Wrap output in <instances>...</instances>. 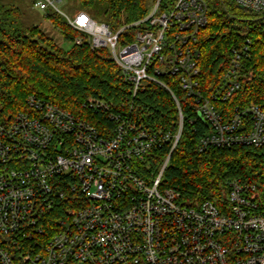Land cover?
<instances>
[{"label": "built area", "instance_id": "1", "mask_svg": "<svg viewBox=\"0 0 264 264\" xmlns=\"http://www.w3.org/2000/svg\"><path fill=\"white\" fill-rule=\"evenodd\" d=\"M231 1L264 15V0ZM33 3L62 16L93 49H109L132 84L133 99L146 83L169 90L179 122L175 130L149 129L131 106L110 112V126L101 130L36 95L27 99V111L0 115V264H264V190L256 183L229 179L225 194L198 206L163 186L185 122L166 76L176 79L193 100L192 116L209 128L200 151L264 144V108L251 104L228 113L215 104L240 88L251 39L233 49L223 80L208 95L197 44L208 23L206 0H153L144 18L118 30L84 10L68 13L64 0ZM133 28V39L123 41ZM84 106L109 110L100 99ZM165 146L170 152L158 175L143 176L144 162Z\"/></svg>", "mask_w": 264, "mask_h": 264}, {"label": "trees", "instance_id": "2", "mask_svg": "<svg viewBox=\"0 0 264 264\" xmlns=\"http://www.w3.org/2000/svg\"><path fill=\"white\" fill-rule=\"evenodd\" d=\"M206 1L208 23L200 30L197 43L203 91L209 95L217 88L229 68L233 49L248 36L252 42L239 70L240 88L228 100L215 104L228 113L251 104L264 108V15L231 0ZM76 2L78 10L93 18L99 15L111 29L118 30L144 18L153 0ZM45 16L64 39L73 42L70 49L60 47L40 26L25 25L18 6L0 1V115L27 111V99L36 95L89 119L101 130L110 126L107 118L110 112H123L131 106L132 116L147 128L177 129L178 107L169 90L146 83L133 99L132 84L111 58L109 49H93L88 37L59 14L48 12ZM134 29L123 33L121 39L124 41L130 35L128 39L132 40ZM79 36L84 38L81 44L76 43ZM163 79L171 84L185 115L182 137L163 174V186L178 190L192 206L225 194L226 182L232 178L247 179L264 190V144L211 146L200 151L199 141L208 133V126L192 116L193 100L175 85L176 79L172 76ZM91 99L106 101L109 110L95 112L85 107ZM190 117H196V121L190 123ZM169 152L170 146H165L153 154L142 165L141 174L148 178L157 176Z\"/></svg>", "mask_w": 264, "mask_h": 264}, {"label": "rangeland", "instance_id": "3", "mask_svg": "<svg viewBox=\"0 0 264 264\" xmlns=\"http://www.w3.org/2000/svg\"><path fill=\"white\" fill-rule=\"evenodd\" d=\"M4 3L14 4L18 6L22 12V21L25 25H38L44 32L55 42L64 49H70L73 46V42L64 39L62 33L56 28L53 23L46 18L45 12L34 6L33 0H0ZM80 6L76 0H64L62 9L68 13L73 14L78 10ZM94 19L98 22H103L99 15Z\"/></svg>", "mask_w": 264, "mask_h": 264}]
</instances>
